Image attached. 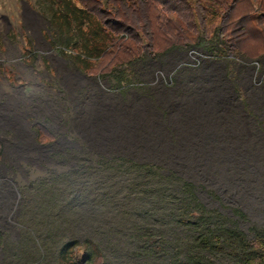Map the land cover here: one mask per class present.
<instances>
[{
    "label": "rangeland",
    "instance_id": "obj_1",
    "mask_svg": "<svg viewBox=\"0 0 264 264\" xmlns=\"http://www.w3.org/2000/svg\"><path fill=\"white\" fill-rule=\"evenodd\" d=\"M124 1L0 0V264H239L221 237L264 232V0Z\"/></svg>",
    "mask_w": 264,
    "mask_h": 264
},
{
    "label": "trees",
    "instance_id": "obj_2",
    "mask_svg": "<svg viewBox=\"0 0 264 264\" xmlns=\"http://www.w3.org/2000/svg\"><path fill=\"white\" fill-rule=\"evenodd\" d=\"M121 3H125L126 6L129 8L131 7V4L128 3V0H125L124 2ZM148 4V0H133V5L134 6V12L140 11L141 7H145ZM194 7H201V11H199L202 16V19L205 18V15L203 16L204 11H202V6L203 3L201 2V0H197L194 4ZM98 9V7H97ZM95 10L91 7H89L87 9L86 15L88 17L92 16L95 17L96 15H99L98 10ZM107 11V10H106ZM117 13H119L120 9L117 8ZM84 12L81 11L80 14H77L75 16V18L78 20V22L83 23L84 20ZM254 18V17H252ZM259 17H257L256 19H258ZM226 20V18H224ZM223 19V21H225ZM255 19V18H254ZM256 21V20H255ZM93 24L95 23L92 22ZM122 23V22H119ZM240 21H236L234 22V28L233 29H228V38L225 40H227L230 44V42L233 40V38H230V34L232 32H237L240 30V34H243L245 32V29H240L241 25L239 26ZM135 26H138V22H133L130 24V30L135 31L137 28ZM238 29H237V27ZM150 27L147 26L146 31L149 34V39L153 40V35L151 33V31L149 30ZM227 29V28H226ZM97 31H92V32H88L86 34V36L82 35V32L80 30L81 35H74L75 39L73 38V40H70L71 43L73 42V44L75 45V47H73V49L76 48V46L81 45V47H79L80 49H84L86 50L85 52L80 51V54L76 55V57L79 58V60L81 58H83V56H85L88 59H91L93 57H98L104 53H106L107 51V47L104 46H100L97 43H94L95 41H93V39L95 38V35L99 34L98 29H96ZM71 38V39H72ZM121 40L125 38V36H121L120 37ZM222 39L223 35L221 36ZM234 45V43H232ZM231 45V44H230ZM152 46V41H150L149 47ZM83 55V56H82ZM87 157H90V152H85ZM2 155V150L0 148V158ZM122 163H125V159H121ZM122 165V164H121ZM138 166V165H137ZM139 167H147V166H140ZM152 169V168H151ZM172 179V180H171ZM176 178H174L173 176H169L168 177V181L169 183L172 182L173 185L176 186ZM172 185V184H171ZM189 185L187 184H183L184 189H189ZM196 210L193 211L198 213L199 211H201V207L198 205L196 208ZM193 212V213H194ZM192 213V214H193ZM191 214V215H192ZM196 222L193 223H197L199 224L200 220L199 218L196 219ZM226 237V238H224ZM139 238L143 241H145L148 244H153L155 243L156 246H154V249H159L161 250L163 247V244L161 242V240H158L157 238L153 237V234L151 233H146V234H142L139 235ZM213 235L211 233L209 234H205L203 236H201L199 238V243L201 245H204L205 247H210L212 244V239ZM223 239L224 242L227 243V240L230 239V241L232 242H236L239 244V246L242 247V249L244 248L245 251H241L239 254V264H264V232L261 233H257L256 236L254 238H252L251 240H247L240 232L238 231H233L230 234L226 235V236H222L221 237ZM163 241V240H162ZM222 242H219V244H221ZM79 253H83L84 257L83 259H79ZM58 264H110L107 263L105 260V255H104V250L102 247L98 246V244L92 242L91 240H74V241H70L68 243H66L60 250L59 255H58ZM186 264H192V262L188 261V263L186 262Z\"/></svg>",
    "mask_w": 264,
    "mask_h": 264
}]
</instances>
